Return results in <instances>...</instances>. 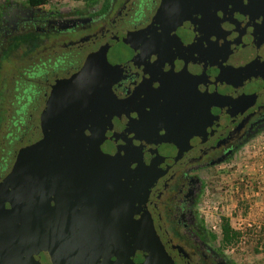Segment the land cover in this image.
Returning a JSON list of instances; mask_svg holds the SVG:
<instances>
[{"label": "water", "instance_id": "obj_1", "mask_svg": "<svg viewBox=\"0 0 264 264\" xmlns=\"http://www.w3.org/2000/svg\"><path fill=\"white\" fill-rule=\"evenodd\" d=\"M152 76L125 101L120 61ZM264 94V0H162L54 86L43 137L0 183V264H176L148 210L158 180Z\"/></svg>", "mask_w": 264, "mask_h": 264}, {"label": "flooded vegetation", "instance_id": "obj_2", "mask_svg": "<svg viewBox=\"0 0 264 264\" xmlns=\"http://www.w3.org/2000/svg\"><path fill=\"white\" fill-rule=\"evenodd\" d=\"M161 4L162 0H99L92 6L83 2L65 10H48L24 0L0 8V56H6L16 69L15 54L23 51L17 75L9 78L16 85L12 115L5 117L0 129V183L11 173L19 152L42 139L41 117L57 81L77 74L89 56L118 35L146 29ZM34 34L43 39H21ZM152 73L146 58L120 61L110 87L114 98L130 99ZM263 134L264 94L230 126L187 151L158 180L149 195L148 210L176 264H233L213 246L206 225V175Z\"/></svg>", "mask_w": 264, "mask_h": 264}, {"label": "rangeland", "instance_id": "obj_3", "mask_svg": "<svg viewBox=\"0 0 264 264\" xmlns=\"http://www.w3.org/2000/svg\"><path fill=\"white\" fill-rule=\"evenodd\" d=\"M11 1L24 0H0V8ZM81 4L83 2L80 0H50V5L46 6V9L65 10ZM21 39L31 42L36 39H43V37L34 34ZM22 56L23 51H17L15 54L16 69L13 68L12 61L7 60L6 56H0V129L5 117L12 115L11 101L14 100L16 94L14 92L16 85L14 80H9V78L17 75L18 72L16 71L23 61L21 60ZM9 124L8 122L5 126L9 127ZM3 146H5V142ZM259 157L264 159V134L252 141L231 161L218 166L209 175H206V194L203 199V215L206 225L213 237H217L216 240L213 239V246L233 264H264V249L259 247L257 236V234L264 235L263 233L258 230H244L243 233L241 232L242 237L237 244L222 248V231L219 229V226L222 227L224 218L230 220L232 228L234 222L240 218L243 219L244 224H248V222L256 225L264 224V219L255 216L257 213L254 212V208L252 210V206L258 200L260 202L264 200V185L254 183L256 185L255 191L260 190L259 196H253L252 191L246 187V185L253 184L252 175L249 171L253 164L252 160ZM242 203L248 204L251 209L246 211V207H243ZM215 226L216 229L213 228Z\"/></svg>", "mask_w": 264, "mask_h": 264}, {"label": "trees", "instance_id": "obj_4", "mask_svg": "<svg viewBox=\"0 0 264 264\" xmlns=\"http://www.w3.org/2000/svg\"><path fill=\"white\" fill-rule=\"evenodd\" d=\"M84 2L85 4L92 6L98 3L99 0H80ZM28 4L34 7H43V6H49L50 0H26ZM243 207H246V211H248L249 207L248 204L242 203ZM252 231V230H251ZM259 238V247L264 249V235L257 234ZM242 237V233L239 231H236L232 228L230 220L228 218H224L222 221V248L225 247H231L232 245L237 244ZM214 240L217 239V237H213Z\"/></svg>", "mask_w": 264, "mask_h": 264}, {"label": "crops", "instance_id": "obj_5", "mask_svg": "<svg viewBox=\"0 0 264 264\" xmlns=\"http://www.w3.org/2000/svg\"><path fill=\"white\" fill-rule=\"evenodd\" d=\"M259 157L258 159H254L253 164L250 167L249 173L252 175L251 180L254 183H257L258 185H264V159H261ZM263 167V168H262ZM264 190V188H263ZM251 209V207H249ZM254 208V212L257 213L255 216H260L262 219H264V200L260 202L259 200L255 203L254 206H252V210ZM254 216V215H253Z\"/></svg>", "mask_w": 264, "mask_h": 264}, {"label": "built area", "instance_id": "obj_6", "mask_svg": "<svg viewBox=\"0 0 264 264\" xmlns=\"http://www.w3.org/2000/svg\"><path fill=\"white\" fill-rule=\"evenodd\" d=\"M263 168V167H262ZM256 185H246V187L249 188V191H252L253 196H259L260 195V190L255 191L254 187ZM237 222H234L233 228L236 231L239 232H244V230H258L259 232L264 234V224L263 225H256V224H252L250 222H248V224H244L243 219L240 218L238 220H236ZM214 229H216L217 227H213ZM219 229L222 231V227L219 226Z\"/></svg>", "mask_w": 264, "mask_h": 264}]
</instances>
